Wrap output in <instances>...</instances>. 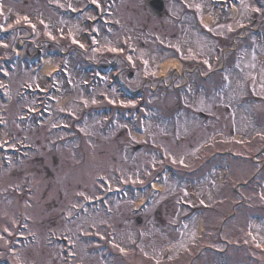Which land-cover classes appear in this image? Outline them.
I'll use <instances>...</instances> for the list:
<instances>
[{"label": "rangeland", "instance_id": "374dc122", "mask_svg": "<svg viewBox=\"0 0 264 264\" xmlns=\"http://www.w3.org/2000/svg\"><path fill=\"white\" fill-rule=\"evenodd\" d=\"M49 1L58 2L63 10L69 8V5L70 8L77 9L84 4V0H2L0 29L8 32L10 36L0 43V56L5 60H13L12 50L19 42L33 52L40 45L39 41H43L42 53L46 55L48 63H56L54 53L57 50L60 48L65 50L68 45H73V38L77 42L83 41L86 26L83 27L81 22L86 16L65 17L51 10L48 7ZM97 1L106 3L107 0ZM149 1L151 0H112L113 4L104 5L106 13L113 15V19L116 18L118 27L109 30L107 34L99 31L101 38L98 49L89 52H86L85 48L74 49L68 57L66 64L70 72V83L75 86V90L66 91L68 95L73 96L68 104L64 92L59 103L52 108L54 113L52 118L55 120L53 124H42L39 127L32 123L26 110L32 109L34 102L16 98L23 83L13 81L11 84L10 92L15 94L11 105L4 106L0 102V118L7 121L0 126V142L9 140L14 134L18 145L22 140L26 144H33L35 148L33 152L24 151L27 156L21 159L19 164L13 160L17 156L11 155L10 166L0 169V236L4 237V240H0V264H70L73 259L65 258L62 246L54 243L52 234L74 242L72 252L77 257L73 263L112 264L115 261L118 264L126 262L129 264L130 260L131 263L136 260L140 264H157L147 262L145 253L151 257H163L158 254H162L164 245L174 249L175 244L182 241L183 247L174 250L176 258L172 264H186L184 261L188 262V259L199 254L196 247L202 244L223 246L225 256H228L230 261H226L227 263L264 264V251L261 255L260 251L250 250L254 257L260 259L256 262L245 250L233 249L247 243L256 244L255 238L248 230L251 227L248 218L245 217L243 223V210L239 202L241 196L249 197L253 194V191L244 187L243 183L251 174L260 171V164L251 161L252 156L256 155L257 142L251 143L249 139L258 131H264L263 120L256 118L259 114H264V104L260 100L263 97L260 94L264 95L260 93L261 83L264 82L261 72L264 69V47L261 48L255 41L256 38L247 32L249 43L241 48L243 56L238 53L235 55L236 52H232L230 47L236 45L238 49L239 39L237 38L238 41L233 45V37L241 36L242 32H236L233 27L234 30L227 32L225 39L222 38V42L229 50L214 62L216 51L213 45L217 40L221 41V38L214 36L211 39L209 34L197 32L195 25L192 24L200 21L199 14L205 15V18H213L217 14L210 7L209 0H164L169 16L161 20L148 16L146 7ZM197 5L200 6V11H197ZM250 7L257 8L254 4ZM244 9L247 12V7L244 6ZM193 13H196L195 19ZM185 14L187 23L180 27L178 19L179 17L184 19ZM25 16L35 26L33 32L36 36L33 39L27 37L30 32L27 29L28 24L22 23ZM18 18L21 19V24L16 23ZM260 18L259 15V21ZM219 19L224 26L220 28V32L225 31L228 25L237 24L240 27L239 20L231 23L226 16ZM260 25L264 26V22ZM56 29L63 30L65 38L64 41H58V46L53 44ZM106 31L108 30H105V33ZM48 35L51 40L46 41ZM173 39H178V43L186 48L183 55L180 51L173 50L176 45ZM49 45H53L54 51L48 50ZM108 48L117 49L121 56L118 65L122 87L112 85L111 82L112 89H108L113 76L110 74L106 75L104 82L100 79V82L94 85L92 77L90 78L84 71L87 64L84 62L85 57L91 62L102 64L113 52ZM244 48H250L249 52ZM160 51L164 54H159ZM128 57L132 58L129 63ZM168 58L182 60L187 71L184 75L186 80L198 87L188 85L181 88L184 80L178 78L174 72L170 73L167 79L158 78L156 75L161 70V64ZM145 60L148 61V71H145ZM204 60L211 64V71L203 63ZM253 63L256 65L254 69L250 67ZM2 65L3 62L0 63V78L1 75L7 74ZM194 66L199 69L190 70ZM237 67L242 73H238ZM153 71L156 73L155 76L150 74ZM28 72L29 75L23 74L18 81L22 78L27 79V83H36L37 76L41 80L44 79L41 74ZM251 76L256 77V83L250 84L253 89H245L243 81ZM10 77L13 79L14 75ZM204 77H208L209 82L203 81ZM82 82L88 83L89 86L94 85L92 92L82 89L80 87ZM2 83L3 80L0 81V84ZM61 84L64 85L63 82ZM208 84L216 88L215 92L209 91ZM93 99L96 101L95 104L92 103ZM110 99L116 103H108ZM84 101H87V105ZM121 101L129 106H122ZM262 101L264 102V97ZM178 104H181V110L178 109L180 106ZM108 105L115 108L103 107ZM94 107L102 108L95 111ZM55 108H65L63 111L71 113L72 118L63 119ZM86 110L90 116L85 115ZM197 111L213 114L211 127L208 126L209 123L202 126L198 124ZM126 114L135 116L134 120L129 121L121 117ZM21 117L28 119L22 122ZM55 124H66L70 131H54L51 125ZM230 132L236 135L232 140ZM215 133L229 140L227 142L226 138L214 137L211 142L212 148H223L225 145L228 147L230 142L234 145H230L231 149L240 154L241 159L226 162L227 170L230 172L226 186L229 194L225 199V209L223 210L221 206L219 208L224 212L219 220L221 226L218 229L221 231L210 229L198 244L201 220L207 225L206 222H209L215 213L213 207L218 204L216 199L220 200V192L226 189L218 187L224 176L219 173L214 175V172H218L219 165L223 163L219 157L214 158L211 164H207L199 172L192 174L195 170L192 163L198 166L206 158L199 159L195 156L198 155L200 145L207 143ZM263 136L264 133H261V138ZM263 145L264 143L260 144ZM137 147L139 149L135 151L134 148ZM173 159L177 162L173 163ZM181 159L184 161L183 165L179 163ZM261 159L262 157H258L257 163ZM166 164L176 167L179 177H171L167 171L162 174L160 171ZM181 174L189 178L193 176L199 185H190L186 178L180 179ZM103 179L111 184V189H126L127 193L131 185L142 191H139L138 197L129 196L124 201L113 199L112 213L106 215L101 212L102 208L85 206V203L95 196L105 194L104 186L99 183V180ZM149 183L156 185L160 192H152L154 199L148 208L143 213L135 214L134 209L138 205V200L150 193ZM231 185L239 189L241 196L230 192ZM185 191L188 193L187 196L184 195ZM81 192L84 196L77 194ZM85 196L88 199H85ZM201 205L204 208L210 207L203 215L196 210ZM233 211L237 216L231 218ZM224 219L226 220L223 221ZM211 224L216 226L217 220ZM263 226L264 223L258 229L261 231L258 237L257 228L253 234L264 244ZM5 227L12 235L3 231ZM90 231L93 232L92 235ZM88 233L92 237L87 235ZM106 235L109 239L103 240ZM94 236L99 237L101 241L94 239ZM32 238L33 241H28ZM110 239L119 246L118 250L115 248L114 251L118 257L111 256L104 260L103 256L101 257L105 250L103 248L108 246L110 251L114 248L109 245ZM224 242H228L229 246ZM121 247L125 249L123 254L119 250ZM219 247L217 249L214 247L215 250L211 253L203 252L202 258L213 256L212 258L223 259L225 256H218L221 252ZM190 249L193 254L186 255ZM135 251L136 254L128 255L129 252ZM220 263L219 261L214 264Z\"/></svg>", "mask_w": 264, "mask_h": 264}, {"label": "snow or ice", "instance_id": "6c2138e0", "mask_svg": "<svg viewBox=\"0 0 264 264\" xmlns=\"http://www.w3.org/2000/svg\"><path fill=\"white\" fill-rule=\"evenodd\" d=\"M92 3L95 4L97 8L100 7V5H99V3L97 2V0H92ZM69 7H71V5H69ZM196 7H197V11H200V6L197 5ZM2 8H3V5L0 4V15L3 14V13H2ZM252 11L260 12L261 9H259V8H253ZM90 18H91V17H90ZM23 20H24V22H26V23L29 22L27 16L23 17ZM20 22H21V20L18 18V19L16 20V23L19 24ZM201 22H203V21H201ZM41 23H43V21H41ZM32 27L34 28L35 26L32 25ZM45 27H47V26H45ZM205 27L207 28V25H205ZM221 27H224V26H221ZM240 27H244V24H243V23H240ZM227 29H228L229 32H231V31L233 30L231 25H228V26H227ZM208 31H214V30H213L212 28H208ZM50 38H51V37H50ZM72 42H73L74 44L77 43V41H76L74 38H73V41H72ZM95 42H96V41H93V43H95ZM4 46L7 47V45H4ZM80 47L83 48L84 45H83V44H80ZM109 50H110V51H113V52L117 51V49H115V48H110ZM176 50H177V51H180V49H179L178 46H177V49H176ZM182 58H183V57H182ZM128 59H129V61H131L132 58H131V57H128ZM253 60H255V56H253ZM203 63H204L205 65H207L209 71H211V64L209 63V61H208V60H204ZM144 64H145V71H148V68H147L148 61L145 60V61H144ZM250 67H252V68L254 69V68L256 67V65L253 63V64L250 65ZM261 72H262V81H264V69H262ZM150 74L153 75V76L156 75V73H155L154 71L151 72ZM225 79H227V77H225ZM251 79H252L253 81H255L256 77H255V76H251ZM0 87H6V85L0 84ZM261 92L264 93V82L261 83ZM84 103H85V105H87V101H84ZM92 103H93V104L96 103L95 99H93ZM108 103H110V104H115L116 101L110 99V100H108ZM121 104H122V106H125V107L129 106V105H127V104H124L123 101H121ZM132 106H134V105H132ZM61 110L63 111V109H61ZM29 111H32V109H29ZM2 123H4L3 118H0V124H2ZM55 126H56V125H53V127H55ZM129 135H131V133H129ZM7 143H8L7 140H5L3 143H0V148H3V147L5 146V144H7ZM172 162H173V163H176L177 161H176L175 159H173ZM179 163L183 165V164H184V161L181 159V160L179 161ZM77 194L80 195V196H84V193H82V192H81V193H77ZM184 195L187 196L188 193L185 191ZM262 198H264V197H262ZM85 199H88V197L85 196ZM201 203H203V201H201ZM13 223H14V221H13ZM185 227H187V225H185ZM3 231L6 232V233H8V235H12L11 231H10L7 227H5V228L3 229ZM192 235H193V238H194L195 234L193 233ZM101 238H103V237H101ZM0 240H4V237H3V236H0ZM70 243H73V246H74V242H71V241H70ZM113 247H119V246L116 245L115 243H113ZM257 247H259V245H257ZM119 250H120V252H121L122 254L125 253V249H124V248L121 247V248H119ZM71 255H75V253H71ZM157 264H159V261H157Z\"/></svg>", "mask_w": 264, "mask_h": 264}, {"label": "bare ground", "instance_id": "6f19581e", "mask_svg": "<svg viewBox=\"0 0 264 264\" xmlns=\"http://www.w3.org/2000/svg\"><path fill=\"white\" fill-rule=\"evenodd\" d=\"M174 66V67H178V62L176 60H167L165 61L162 65H161V71H160V77H166L167 76V72H168V68ZM51 66H48V64L45 65V68L43 70V73H50V69ZM175 68V69H176ZM53 69V68H52ZM51 69V71H52ZM140 202V201H139Z\"/></svg>", "mask_w": 264, "mask_h": 264}, {"label": "water", "instance_id": "95a60500", "mask_svg": "<svg viewBox=\"0 0 264 264\" xmlns=\"http://www.w3.org/2000/svg\"><path fill=\"white\" fill-rule=\"evenodd\" d=\"M162 10H163V3L160 0L152 1L148 5V13L151 16H158V17H160Z\"/></svg>", "mask_w": 264, "mask_h": 264}]
</instances>
